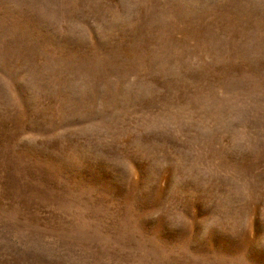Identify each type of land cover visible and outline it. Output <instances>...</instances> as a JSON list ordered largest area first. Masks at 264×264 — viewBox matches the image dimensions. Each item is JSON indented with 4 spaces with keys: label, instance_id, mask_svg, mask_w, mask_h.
<instances>
[{
    "label": "rangeland",
    "instance_id": "374dc122",
    "mask_svg": "<svg viewBox=\"0 0 264 264\" xmlns=\"http://www.w3.org/2000/svg\"><path fill=\"white\" fill-rule=\"evenodd\" d=\"M0 264H264V0H0Z\"/></svg>",
    "mask_w": 264,
    "mask_h": 264
}]
</instances>
